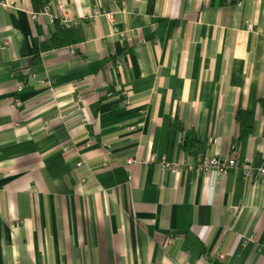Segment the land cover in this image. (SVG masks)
<instances>
[{
	"label": "crops",
	"instance_id": "obj_1",
	"mask_svg": "<svg viewBox=\"0 0 264 264\" xmlns=\"http://www.w3.org/2000/svg\"><path fill=\"white\" fill-rule=\"evenodd\" d=\"M260 169L264 0H0V264H264Z\"/></svg>",
	"mask_w": 264,
	"mask_h": 264
},
{
	"label": "built area",
	"instance_id": "obj_2",
	"mask_svg": "<svg viewBox=\"0 0 264 264\" xmlns=\"http://www.w3.org/2000/svg\"><path fill=\"white\" fill-rule=\"evenodd\" d=\"M46 14H49L48 9L45 10ZM101 15V12H95L92 16L93 19ZM110 20H113V14H105ZM65 19H66V15ZM37 15L34 14L33 18L36 19ZM18 92H21L23 90V86L19 85L18 86ZM129 104V102H128ZM75 105L80 109L84 110V99L81 96H77L75 98ZM83 123H88L86 118H83ZM132 130H135L134 127L131 128ZM69 148H64V152H68ZM158 159H156L155 156H152L149 160L151 163H156ZM136 163L135 160H129L128 161V166H132ZM159 163L162 167L163 170L170 171L173 174H178L180 170L185 168L188 172H198L206 175L207 177H210L212 174L216 175H222L225 176L228 174L229 171L234 170V169H241L243 168L245 175L248 177H252L254 175V172L246 167L244 164H242L240 161L237 160H228V161H223L218 157H200L196 160L195 164L189 165L187 162L184 161V163H173L169 162L166 158L162 157L159 160ZM79 166L81 163L79 162ZM260 176L264 179V169L259 170ZM172 242V240L170 241ZM169 242V243H170ZM222 259H224V256H221Z\"/></svg>",
	"mask_w": 264,
	"mask_h": 264
},
{
	"label": "trees",
	"instance_id": "obj_3",
	"mask_svg": "<svg viewBox=\"0 0 264 264\" xmlns=\"http://www.w3.org/2000/svg\"><path fill=\"white\" fill-rule=\"evenodd\" d=\"M76 43L74 31L72 27L61 25L60 22H56V33L53 36L51 43H46L42 46L40 51H48L51 49H59L62 47H70ZM238 121L242 126V138L246 136L249 129L252 128L251 117L248 115L243 117L238 115ZM193 146V144H192ZM188 146H186L187 148Z\"/></svg>",
	"mask_w": 264,
	"mask_h": 264
}]
</instances>
